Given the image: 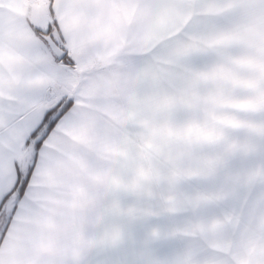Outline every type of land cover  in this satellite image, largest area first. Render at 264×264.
<instances>
[{
    "label": "snow or ice",
    "instance_id": "1",
    "mask_svg": "<svg viewBox=\"0 0 264 264\" xmlns=\"http://www.w3.org/2000/svg\"><path fill=\"white\" fill-rule=\"evenodd\" d=\"M0 264H264V0H0Z\"/></svg>",
    "mask_w": 264,
    "mask_h": 264
}]
</instances>
